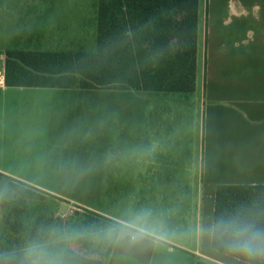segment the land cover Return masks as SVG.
<instances>
[{
	"label": "crops",
	"instance_id": "obj_1",
	"mask_svg": "<svg viewBox=\"0 0 264 264\" xmlns=\"http://www.w3.org/2000/svg\"><path fill=\"white\" fill-rule=\"evenodd\" d=\"M97 38L98 0H0V174L76 179L75 161L56 160L76 148L64 140L77 130L91 149L95 124L98 177L88 180L106 182L101 210L122 207L99 215L146 233L134 245L117 238L104 264H248L213 250L201 228L213 223L218 186H264V0H198L190 93L101 89L94 110L75 103L92 90L5 86L8 52L90 54ZM41 109L58 113L57 140L44 123L23 136L33 128L20 116Z\"/></svg>",
	"mask_w": 264,
	"mask_h": 264
},
{
	"label": "trees",
	"instance_id": "obj_2",
	"mask_svg": "<svg viewBox=\"0 0 264 264\" xmlns=\"http://www.w3.org/2000/svg\"><path fill=\"white\" fill-rule=\"evenodd\" d=\"M198 0H98V38L94 53L8 52L7 87L190 93L195 89ZM4 225L15 237L35 243L44 234L46 218L29 208L34 190L0 174ZM243 210L264 228V186H218L213 222L221 214ZM72 239L78 251L66 248L57 261L64 264H104L117 239L109 229L121 225L91 211L71 213ZM66 225V224H65ZM68 225V223H67ZM61 226V224H60ZM69 226V225H68ZM98 234L95 241L93 235ZM70 235V232H68ZM95 237V236H94ZM213 250L248 264H264L219 246ZM0 245V264H22L25 252ZM47 252L43 264L50 259ZM195 264H210L197 261Z\"/></svg>",
	"mask_w": 264,
	"mask_h": 264
},
{
	"label": "rangeland",
	"instance_id": "obj_3",
	"mask_svg": "<svg viewBox=\"0 0 264 264\" xmlns=\"http://www.w3.org/2000/svg\"><path fill=\"white\" fill-rule=\"evenodd\" d=\"M76 101L81 102L83 101L86 106L90 105V107L94 110H99L100 104H101V95L104 92L102 90H92L89 92L84 93V95H80L78 91H76ZM105 94V93H104ZM111 94V95H110ZM108 102H110L111 99L114 100V95L112 93H107ZM103 96V95H102ZM111 96V97H110ZM79 99H82L79 101ZM38 118H31V117H23L20 116V123L22 126H26L27 128H33V130H25V132H22L24 137L32 139H35L37 137L36 130L44 125L46 126L48 130V136L52 140H57V133L56 127H57V116L58 113L55 111H48L41 109L39 112ZM25 127V128H26ZM96 125L93 124L92 126V135H91V149L90 148H83V129L82 132H75V138L74 141L67 138L64 141H68L70 145H75V149L64 150V153L66 154L62 158H58L56 162L61 161H70L76 162V165L70 166V168L73 167L75 178L74 180H67L61 178L60 180H31V181H16L19 182L27 187H30L34 190L35 197L30 201L29 208L35 215H42L46 218V225L43 228L44 234L43 236L38 240L35 241V243H28L26 239L23 237L19 238V242L23 245H17L12 246L9 244H14L15 237L11 234V232L7 229V227L4 225V213H3V202L5 201H11V195L8 190H4L0 199V245L11 246V248H18L17 250L21 252H25L33 247H36L38 249H42L44 253L47 252L50 254V259L46 260L52 261L53 264H56L58 258H61V254L66 248L71 249L72 251H78V246L75 244V242L72 239V231L76 229V226L79 225L75 221H70V215L71 213L78 212L80 214L83 213V211H91L96 214L104 213L106 214L107 211L110 212H117L118 210H122V207L120 206L119 209L116 208V206L110 205L108 202L106 203L104 201V207L103 210H101L100 205V184H106V182H100L98 179L93 178V180H88L89 177H98V165L94 163L98 162V135L94 133L96 130ZM52 131L53 133H50ZM41 132V131H40ZM86 139V138H85ZM62 141V140H60ZM73 142V143H72ZM86 142H88V145L90 144V141L88 138L86 139ZM10 144L9 141L6 142V145L8 146ZM21 146V144H20ZM74 152V156H72ZM69 154V155H68ZM91 162V163H90ZM55 163V162H54ZM87 163V164H84ZM50 165V164H49ZM47 165L49 168L50 166ZM55 167H62V165L58 164L55 165ZM64 168L68 169L67 166H64ZM50 176H57V175H50ZM60 177H66L67 174L64 172V174H59ZM82 177H85L86 179H82ZM128 186L125 190V193L129 194L131 192V185L132 182H127ZM103 190V188H102ZM123 191H121V196L123 195ZM131 196V195H130ZM105 200V197H104ZM121 200V199H120ZM130 205V204H129ZM68 223V225H67ZM61 224V226H60ZM66 224V225H65ZM149 229H151L149 227ZM68 232H70V235H68ZM76 232L77 229H76ZM95 236V237H94ZM92 238L95 239V241L99 240L98 234L93 235ZM43 258V257H42ZM41 258V259H42ZM170 264H173L172 261H170Z\"/></svg>",
	"mask_w": 264,
	"mask_h": 264
},
{
	"label": "clouds",
	"instance_id": "obj_4",
	"mask_svg": "<svg viewBox=\"0 0 264 264\" xmlns=\"http://www.w3.org/2000/svg\"><path fill=\"white\" fill-rule=\"evenodd\" d=\"M109 235H115L118 239L129 245L141 241L146 233L140 229L110 228ZM202 234L219 246L234 253H240L249 258H264V228L258 227L255 221L247 218L243 210L221 214L211 225L201 228ZM45 255L42 249L36 247L26 251L22 264H43ZM48 264H53L48 261ZM56 264H60L59 261ZM64 264H68L67 261Z\"/></svg>",
	"mask_w": 264,
	"mask_h": 264
}]
</instances>
